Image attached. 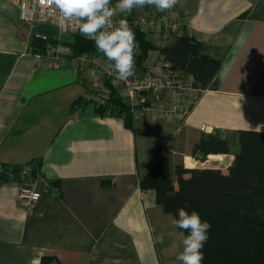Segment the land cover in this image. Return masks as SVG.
Segmentation results:
<instances>
[{"label":"crops","instance_id":"obj_1","mask_svg":"<svg viewBox=\"0 0 264 264\" xmlns=\"http://www.w3.org/2000/svg\"><path fill=\"white\" fill-rule=\"evenodd\" d=\"M177 7L187 18L183 34L221 65L247 31L230 75L211 82L179 131L151 115L133 128L113 110L98 114L86 102L93 81L85 67L71 59L38 65L16 3L1 9L0 0V264H178L184 233L139 180L157 147L173 177L180 164L226 174L238 148L196 160L190 152L201 135L227 141L241 130L264 132V0H178ZM34 29L71 48L73 36L59 37L48 24ZM25 165L35 170L28 178L3 175ZM33 183L40 199L21 206L20 187Z\"/></svg>","mask_w":264,"mask_h":264},{"label":"trees","instance_id":"obj_2","mask_svg":"<svg viewBox=\"0 0 264 264\" xmlns=\"http://www.w3.org/2000/svg\"><path fill=\"white\" fill-rule=\"evenodd\" d=\"M134 12L135 9L129 16ZM134 34L138 43L134 72L141 73L154 45L138 32ZM56 43L51 39L33 38L30 47L33 53L44 54L47 46ZM70 47L75 55H103L96 50L94 41L80 33L72 37ZM160 54L172 72L189 78L197 88L208 87L221 66L187 34L160 49ZM107 108L118 116L126 114V126L132 127L126 107L114 93L96 111L104 114ZM237 142L238 151L226 174L217 168L186 169L176 165L173 180L170 160L157 147L153 164L139 180L140 189L153 191L156 204L165 213L178 218L177 209L184 207L189 212L197 211L202 220L211 224L208 241L202 249V264H264V132L238 131ZM218 154H230V147L216 133L202 134L190 152L196 160ZM51 261L43 258L40 264Z\"/></svg>","mask_w":264,"mask_h":264},{"label":"built area","instance_id":"obj_3","mask_svg":"<svg viewBox=\"0 0 264 264\" xmlns=\"http://www.w3.org/2000/svg\"><path fill=\"white\" fill-rule=\"evenodd\" d=\"M15 3L18 7L19 22L27 27L26 42L41 37L33 34V28L41 24L53 26L59 37L79 33L72 20L61 18L55 5L41 6L39 0H15ZM116 3L117 0H112L113 6ZM177 6L178 0L170 11L160 12L151 7L150 12L146 14L139 15L135 10L133 15L117 13L112 18L114 23L126 18L133 32L145 36L154 45V49L148 53L143 71L134 72L126 81L117 78V74L109 67V62L103 55H75L71 48L62 45L60 38L56 45L47 46L43 50L44 54L36 52L33 58L40 66L56 67L71 59L85 67L87 76L93 81L86 102L100 108L109 95L114 93L126 107L132 127H136L147 115H151L156 119L174 123L179 131L207 87H194L190 79L172 72L169 63L165 62L160 54V49L168 47L176 38L182 36L186 27L187 18L179 15ZM31 50V47L28 48V51ZM111 111V108H107V112ZM34 172L32 166L25 165L19 169L20 179L28 178ZM36 185L33 183L20 187L18 200L21 206H31L40 199L42 193L37 191Z\"/></svg>","mask_w":264,"mask_h":264},{"label":"clouds","instance_id":"obj_4","mask_svg":"<svg viewBox=\"0 0 264 264\" xmlns=\"http://www.w3.org/2000/svg\"><path fill=\"white\" fill-rule=\"evenodd\" d=\"M41 6H52L59 10L65 20H72L79 33L94 41L95 48L109 62V67L120 80H128L134 75L135 55L138 48L135 34L126 18L113 22L117 13L131 14L135 9L142 11L147 7H155L157 11H170L177 0H39ZM247 42V31L241 29L232 47L230 58L226 60L213 76V80H225L231 72L232 65L239 51ZM206 91V90H205ZM172 220L174 227L181 229L182 251L176 260L178 264H202L203 247L209 238L211 224L201 219L195 210L189 212L184 207L177 209Z\"/></svg>","mask_w":264,"mask_h":264},{"label":"rangeland","instance_id":"obj_5","mask_svg":"<svg viewBox=\"0 0 264 264\" xmlns=\"http://www.w3.org/2000/svg\"><path fill=\"white\" fill-rule=\"evenodd\" d=\"M9 3H14L15 4V0H1V9H4L6 7V5L9 4ZM25 28L27 29L26 26H25ZM38 32L39 31H37V29H34L33 34L36 35L35 33H38ZM22 47L24 48V45L23 44H22ZM233 137H235V136H233ZM233 137H231V136L227 137L228 138L227 143L229 144V147L230 148H232L233 146H236V148H238L237 136L235 137V140H234ZM180 165H182V164H180ZM6 171L3 172V175H5V177H7L8 175L20 177V175H19V169L16 172H14L13 170H6ZM173 179H175V176L173 177Z\"/></svg>","mask_w":264,"mask_h":264},{"label":"bare ground","instance_id":"obj_6","mask_svg":"<svg viewBox=\"0 0 264 264\" xmlns=\"http://www.w3.org/2000/svg\"><path fill=\"white\" fill-rule=\"evenodd\" d=\"M42 25V24H41ZM38 39H42V40H45L46 38L45 37H40V38H38ZM31 41V40H30ZM30 41L28 42V45H27V53L28 54H30L32 57H33V55L36 53H33L32 52V50L31 51H28V48H30ZM32 49V48H31ZM88 103V102H87ZM95 107V106H94ZM96 108V107H95ZM192 110V109H191ZM105 111H107V110H105ZM125 116H126V114H125ZM125 116H123V115H121V117H123V119L125 120ZM132 126V125H131ZM138 126V125H137ZM134 128V127H133Z\"/></svg>","mask_w":264,"mask_h":264}]
</instances>
